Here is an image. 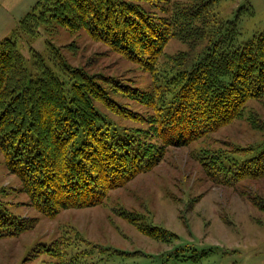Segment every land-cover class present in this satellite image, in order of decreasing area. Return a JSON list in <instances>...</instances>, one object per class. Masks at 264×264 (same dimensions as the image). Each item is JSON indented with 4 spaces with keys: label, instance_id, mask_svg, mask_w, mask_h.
<instances>
[{
    "label": "trees",
    "instance_id": "1",
    "mask_svg": "<svg viewBox=\"0 0 264 264\" xmlns=\"http://www.w3.org/2000/svg\"><path fill=\"white\" fill-rule=\"evenodd\" d=\"M153 1L171 18H154L142 0H39L0 40V153L29 204L44 216L101 204L107 192L155 168L168 148L198 145L196 161L215 184L264 176V139L244 147L206 146L218 130L247 117L249 101L264 99V32L244 38L238 10L236 19L216 18L218 0ZM61 29L83 31L151 73L149 88L74 68L50 41L47 54L32 52L28 65L18 41ZM176 36L187 41L190 54L201 44L186 67V54L165 52ZM114 95L142 111L123 107ZM101 110L145 127L117 128ZM253 129L264 133V124L254 122ZM141 138L158 145L142 146ZM32 226L0 200V239ZM145 236L167 244L177 238L161 229ZM39 247L57 264H84L86 254L73 252L71 241Z\"/></svg>",
    "mask_w": 264,
    "mask_h": 264
},
{
    "label": "rangeland",
    "instance_id": "2",
    "mask_svg": "<svg viewBox=\"0 0 264 264\" xmlns=\"http://www.w3.org/2000/svg\"><path fill=\"white\" fill-rule=\"evenodd\" d=\"M38 2L0 0V40L10 37L20 19ZM142 2L154 18H171L164 5L155 7L153 0ZM197 2L190 0L193 5ZM215 9L216 18L222 20L236 19L238 10L244 38L253 32H264V0H218ZM47 41L53 42L74 68L115 77L129 87L149 88L152 82L151 73L92 41L83 31L74 35L63 29L56 34L47 31L30 42L18 41L28 65L32 63V52L47 54ZM186 42L176 36L165 48L167 54L180 52L188 56L182 67L201 47L200 44L190 54ZM114 97L123 107L130 104L135 113L142 111L128 99ZM247 105V117L218 130L206 146L244 147L262 141L264 133L254 130L253 123L264 124V99ZM101 112L117 128L128 127L136 132L145 127L106 110ZM138 144L158 145V141L141 138ZM198 148H168L155 168L107 192L101 204L63 210L52 218L29 204L20 182L4 167L0 153V200L15 214L33 222L32 228L18 237L0 239V264H57L59 259L52 261L39 245L67 246L69 241L74 245L73 252L86 254L82 256L84 264H264V176L244 179L233 186L212 183L196 161ZM160 229L177 238L167 244L145 236H154V230Z\"/></svg>",
    "mask_w": 264,
    "mask_h": 264
},
{
    "label": "bare ground",
    "instance_id": "3",
    "mask_svg": "<svg viewBox=\"0 0 264 264\" xmlns=\"http://www.w3.org/2000/svg\"><path fill=\"white\" fill-rule=\"evenodd\" d=\"M168 152V151H167ZM165 241V240H164Z\"/></svg>",
    "mask_w": 264,
    "mask_h": 264
}]
</instances>
